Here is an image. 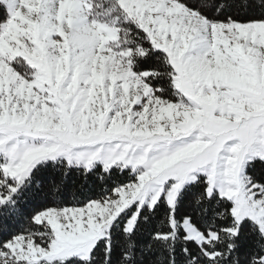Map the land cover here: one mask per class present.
Returning <instances> with one entry per match:
<instances>
[{"label":"snow or ice","instance_id":"snow-or-ice-1","mask_svg":"<svg viewBox=\"0 0 264 264\" xmlns=\"http://www.w3.org/2000/svg\"><path fill=\"white\" fill-rule=\"evenodd\" d=\"M0 264H264V0H0Z\"/></svg>","mask_w":264,"mask_h":264}]
</instances>
